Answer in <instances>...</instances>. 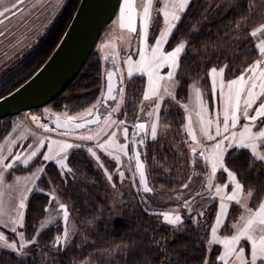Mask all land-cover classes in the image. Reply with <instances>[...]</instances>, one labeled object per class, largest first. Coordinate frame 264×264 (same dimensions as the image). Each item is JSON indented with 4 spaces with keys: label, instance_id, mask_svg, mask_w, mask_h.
<instances>
[{
    "label": "rangeland",
    "instance_id": "374dc122",
    "mask_svg": "<svg viewBox=\"0 0 264 264\" xmlns=\"http://www.w3.org/2000/svg\"><path fill=\"white\" fill-rule=\"evenodd\" d=\"M65 2L66 0H19V2L0 0V11L9 5L16 4V7L20 6V8L23 6L15 18L0 25V67L31 42L36 41L60 13ZM133 2L136 31L120 26L121 8L125 3V0H121L117 14L105 28L96 46L104 75L112 72L116 78L112 98L105 97L104 83L101 98L85 110L73 114H55L46 106L39 112H23L12 119L10 131L0 140V250L24 258L28 253L27 249L36 245L37 236L57 224L61 225L62 231L57 237L60 238V242L56 243V238L55 245L63 248L73 241L77 233V225L69 206L59 198L54 187L50 186L43 191L36 186V182L44 175L47 163H53L64 178L70 171L68 163L70 154L74 150L82 149L110 185L113 204L124 206L137 203L146 211L159 215L161 221L172 227L174 231L183 230L191 221L207 234V249L209 251L214 247L218 249L216 260L220 264H236L234 256L226 261L219 259L225 252L223 241L235 235L237 228L245 223V220L241 219V216L245 218L248 216L244 204L255 211L258 205L264 202V195L257 203L252 202V197L243 198L240 203L227 200V195L231 194L234 187V183L230 182L229 172H234L225 164L227 171L218 167L213 173L211 162L207 157L212 153L216 143L220 142L224 147V163L227 152L232 149L245 150L253 158L251 149L239 145L232 137L235 134L238 140L245 124L251 125L253 131L264 130V117L250 121L238 113L239 123L232 127L229 120L227 132L224 131L223 121L230 81L238 80L241 76L247 81L245 91L241 93L242 108L249 89L259 94L256 103L248 110L250 116H256L255 110L259 108L261 102H264V78H261V71H264V53L261 52V46H264V23L251 32L258 57L244 71L228 77L223 67L211 68L208 71L207 84L203 87L197 81H191L186 100L179 102L175 98L178 86L177 72L184 49L178 54L175 66L169 63H160L157 66L152 60V46L167 27L165 18L159 11L164 0H153L151 22L146 36L142 14L143 5L147 0H133ZM167 2L171 5L176 0H167ZM186 7L183 11L177 12L180 17ZM261 12H264V8ZM177 21L171 23L176 25ZM173 29L162 45L164 52H171L182 43L179 41L170 43ZM253 67L256 68L255 72L251 71ZM213 69H216L215 73ZM221 69H223L222 73ZM169 73H172L171 77ZM133 78L143 83V91L136 104L135 118L137 125L144 123V126L142 129L137 128L140 132L131 138L120 117L124 107L125 86ZM236 87L233 86V91ZM168 107L180 110L183 117L181 130L191 157L190 181L179 191L171 192L166 188L158 187L150 193H143L133 165V142L165 138L168 127L159 116ZM48 113L66 118L81 127L58 130L52 127L53 119L51 115H47ZM207 121L212 123L208 125ZM153 125L156 126L155 134H153ZM217 126L220 128L219 135L216 132ZM257 147L261 153H264V144L258 141ZM194 151L197 154H194ZM46 156L51 158L46 159ZM259 162L264 167V162ZM28 166L30 168L24 172L16 171L17 167L28 168ZM236 179L238 180L237 175ZM217 188L221 189V194H217ZM35 191L45 192L49 202L44 218L37 225L35 237L26 240L24 234L21 236L26 201ZM244 192L247 193L245 190ZM21 200L25 205L23 208L20 207ZM60 204L65 205L67 219L64 216L65 209H61ZM166 213L169 214V220L165 219ZM176 216H179L180 220L175 224L171 223L170 220L175 219ZM13 228L15 231L12 230ZM213 228L216 229L215 233L212 231ZM65 233H67L66 237ZM4 240L15 246H4ZM236 248L237 251L243 248L245 259L251 260L250 242L246 243L245 238L242 237ZM257 264H261V261L258 260Z\"/></svg>",
    "mask_w": 264,
    "mask_h": 264
},
{
    "label": "trees",
    "instance_id": "16d2710c",
    "mask_svg": "<svg viewBox=\"0 0 264 264\" xmlns=\"http://www.w3.org/2000/svg\"><path fill=\"white\" fill-rule=\"evenodd\" d=\"M78 1L66 0L43 34L15 56L8 68H13L21 80L10 91L30 78L46 60L70 22ZM263 8L264 0H190L170 36L171 44L185 43L177 72L175 98L179 102L186 100L191 81L203 87L207 84L211 68L223 67L225 74L232 77L258 57L251 32L264 23ZM5 73L1 77L5 78ZM103 84L102 64L95 49L77 78L48 108L55 114L85 110L101 98ZM142 91L141 80L133 78L126 83L120 118L128 125L137 121L136 104ZM47 115L52 116L53 125L60 118ZM13 118L0 121V140L10 131ZM159 118L168 127L167 136L143 140L141 157L149 184L175 192L189 183L191 173L190 152L181 130L183 117L180 110L168 107ZM68 163L70 171L64 178L53 163H47L36 186L43 191L54 187L69 206L77 225L73 241L63 248L55 245L62 231L57 224L37 236L36 245L27 249L24 258L0 250V264H220L216 260L218 249H207V234L197 224L189 221L183 230L174 231L159 215L137 203L113 204L110 185L82 149L72 151ZM225 164L237 175L245 191L254 190L252 202L257 203L264 195L262 163L245 150L232 149L225 156ZM30 166L17 167L16 171L24 172ZM43 191L31 193L26 201L23 226L26 240L35 237L37 225L45 216L49 198Z\"/></svg>",
    "mask_w": 264,
    "mask_h": 264
},
{
    "label": "snow or ice",
    "instance_id": "6c2138e0",
    "mask_svg": "<svg viewBox=\"0 0 264 264\" xmlns=\"http://www.w3.org/2000/svg\"><path fill=\"white\" fill-rule=\"evenodd\" d=\"M19 2V0H18ZM189 0H176L175 3L169 4L167 0L161 5L159 11L165 18V23L167 27L161 32L160 37L156 39L155 45L152 46V60L156 62L157 66L160 63H169L173 66L177 64L178 54L181 53L185 47V43L182 42L177 45L173 51L164 52L162 51V45L166 42V39L171 32L172 28L175 27L171 21L179 20L180 16L177 14L178 11H183L187 6ZM15 7V5H13ZM153 7V0H147V3L143 5V25L145 36L147 35L148 28L151 22V10ZM7 11V9H5ZM135 18V6L133 0H125L124 6L121 8V27H127L131 29V31H136L134 25ZM261 52L264 53V46H261ZM260 62H257L259 64ZM214 73L216 69L212 70ZM221 73L223 69L220 70ZM252 72L256 71V68L253 67L251 69ZM169 76H172V73H169ZM261 78H264V71H261ZM151 83V81H150ZM247 81L241 76L238 80H233L229 82V93L226 97L225 101V109H224V131L227 132L229 130V120L231 121V126L235 127L240 120V115L242 114L246 120L256 121L258 117H264V102H261L259 108L256 109V116L249 115V109L252 107L256 100L259 98V94L255 93L251 89L247 91V97L243 101V108L241 107V93L245 91V84ZM233 86H237L233 91ZM255 87V85H253ZM147 98V96H146ZM71 119V118H69ZM208 125L212 122L207 121ZM155 125H153V134H155ZM243 132L240 133V137L237 140L235 134H233V140H236L237 143L241 146L250 148L252 151L253 158L255 160H259L264 162V153H261L258 150L257 142L260 141L264 144V130L253 131V128L249 124H245L243 126ZM206 131V129H205ZM217 135L220 134V128L217 126L216 128ZM209 138H212L209 136ZM195 139V136H193ZM65 147H70L69 145H65ZM103 147V145H101ZM46 159H50L51 156H46ZM211 162L212 172L215 173L217 168H221L227 171L224 163V147L220 142H217L214 146L212 153L207 157ZM26 162V161H25ZM230 182L234 183L233 190L231 194L227 195L226 199L229 201H235L240 203L243 198L250 199L255 193L253 189H248L247 193L244 192V186L236 179L235 173L229 172ZM209 187H212L211 182L209 183ZM150 191V189H149ZM217 194H221V189L217 188ZM24 202L21 200L20 207L23 208ZM59 207L61 209H65L64 216L67 219V210L65 205L60 204ZM223 209V205L221 206ZM245 210L248 213L247 218L241 216L242 220H245L243 226L237 228V232L235 235L231 236L230 239H226L223 241L225 245L224 255L220 256L219 259L221 261H226L229 257L236 258V264H257V261H261V264H264V202H261L258 205L257 210L253 211L252 208H249L247 204H244ZM165 219L169 220V214H164ZM180 220L179 216H176L175 219H171L170 222L175 224ZM19 222V219L16 221ZM219 223V218L217 219ZM258 225V226H257ZM15 231V228L12 229ZM213 233L216 232V229L213 228ZM23 236V233H21ZM67 233H65V237ZM245 238V242L251 243V260H246L244 257V249L240 248L237 251L236 245L239 244L241 238ZM60 242V238L56 239V243ZM4 246L14 247V244H9L6 240L3 241ZM207 264V262H205Z\"/></svg>",
    "mask_w": 264,
    "mask_h": 264
},
{
    "label": "water",
    "instance_id": "95a60500",
    "mask_svg": "<svg viewBox=\"0 0 264 264\" xmlns=\"http://www.w3.org/2000/svg\"><path fill=\"white\" fill-rule=\"evenodd\" d=\"M120 3L121 0H79L70 22L46 60L30 78L0 97V121L41 109L57 99L83 70ZM105 80V97L112 98L115 75L112 73ZM79 127L81 125L62 117L54 126L61 131ZM132 159L142 192L150 193L145 162L135 144Z\"/></svg>",
    "mask_w": 264,
    "mask_h": 264
},
{
    "label": "flooded vegetation",
    "instance_id": "af4514ba",
    "mask_svg": "<svg viewBox=\"0 0 264 264\" xmlns=\"http://www.w3.org/2000/svg\"><path fill=\"white\" fill-rule=\"evenodd\" d=\"M15 7L13 5H9L8 7H5L3 10L0 11V25L2 26V24H4L6 21H9L11 20L12 18H15L16 15H18L20 13V11L22 10L23 6L20 8L19 7H16V4H14ZM5 9H7V11H5ZM12 9V10H11ZM19 9H21L19 11ZM18 55V54H17ZM16 55V56H17ZM15 57H13L9 62L11 63H6L4 64L2 67H0V97L5 95L6 93H8L10 91V89L12 88V86L16 83H18L20 80H21V76L19 75L18 77V73L17 72H13V68H8L10 66V64L12 65L13 64V61H14ZM8 69V70H7ZM5 71H7V73H5V78L4 77H1V75H3L2 73H4ZM112 75V72L108 73V74H105L104 75V83H105V78L107 76H110ZM4 78V79H3ZM125 102V100H124ZM124 109V107H123ZM42 109H37V110H33L34 112H39L41 111ZM41 116L43 117L42 113H41ZM120 120L122 121L121 123L127 128V130L129 131V136H131V138H133V136L137 133V132H140V129H137V128H143L144 126V123L143 124H136V121L134 124L132 125H128L126 124L125 122H123V120L120 118ZM55 125H52V127H54ZM136 126V127H135ZM138 126V127H137ZM143 140L145 139H142L140 142H133V144L137 145V149L139 150V152L141 153V147L138 146V143L139 145H141V143L143 142ZM149 184V182H148ZM149 187L151 189V192L153 191V187L149 184Z\"/></svg>",
    "mask_w": 264,
    "mask_h": 264
}]
</instances>
